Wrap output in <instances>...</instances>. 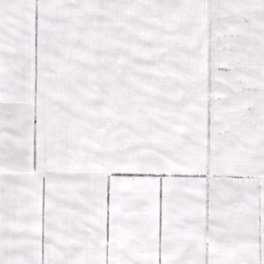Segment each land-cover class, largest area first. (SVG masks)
<instances>
[{
  "label": "snow or ice",
  "instance_id": "6c2138e0",
  "mask_svg": "<svg viewBox=\"0 0 264 264\" xmlns=\"http://www.w3.org/2000/svg\"><path fill=\"white\" fill-rule=\"evenodd\" d=\"M0 264H264V0H0Z\"/></svg>",
  "mask_w": 264,
  "mask_h": 264
}]
</instances>
